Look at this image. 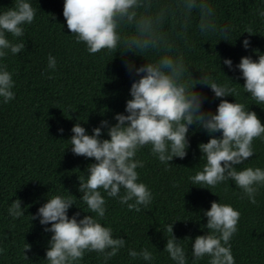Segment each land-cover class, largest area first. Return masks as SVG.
Here are the masks:
<instances>
[{
  "label": "clouds",
  "instance_id": "1",
  "mask_svg": "<svg viewBox=\"0 0 264 264\" xmlns=\"http://www.w3.org/2000/svg\"><path fill=\"white\" fill-rule=\"evenodd\" d=\"M36 13L30 0H14L12 7L0 12V98L5 104L14 100L16 94L14 74L3 61L9 54L16 55L25 49L22 38ZM257 13L264 18V10L258 9ZM63 16L76 43H83L88 53L131 52L147 63L139 68L126 63V68L140 78L131 85L127 114H116L115 125L102 120L91 135L80 122L71 129L73 135L68 142L72 153L95 162L88 165L84 175H78L82 193L78 200L86 209L77 205V197L68 190L70 195L50 191L37 213L28 215L31 221L39 219L45 226L44 231L52 234L46 264H81L91 253L108 264L125 249L127 240L115 236L112 227L102 223L107 199H117L129 211L147 209L154 197L140 181L137 170L144 168L145 163L137 159L138 152L149 147L160 163L171 165L174 158L183 159L188 155L192 125L202 128L210 137L208 142L199 144L203 165L190 177L192 185H204L201 188L211 190L234 182L241 190V199L257 204L260 189L264 188V168L245 166V162L255 154L254 141L264 139V123L255 111L238 102L240 91L230 84H240L225 73L228 83L203 69L201 78L195 79L180 44L182 41L188 49L193 46L190 40L193 23L196 33L202 37L216 35L222 37L220 40L231 41V26L218 24L216 9L210 0H175V9L161 0H64ZM243 33L255 35L251 26ZM243 47L245 50L251 47L249 39H244ZM254 51L257 60L244 56L235 67L242 73L243 92L260 106L264 105V53ZM223 63L233 69L231 59ZM56 66V58L50 54L48 68L55 70ZM198 85L209 87L216 98H224L215 112L203 109L206 98L196 90ZM228 96H234L236 102H229ZM105 128L110 139L101 138ZM63 131L59 129L60 133ZM74 205L87 215L79 218L81 212L77 211L70 217L69 210ZM26 211L22 200L17 198L9 205L7 214L15 221L26 216ZM203 215L207 217L206 234L194 241L177 239L176 222L168 224L162 230L168 234L163 252L173 264H189L188 252L181 241L190 240L192 264H200L205 259L207 264H236L230 241L238 231L241 213L229 203L213 201ZM31 247L29 243L23 245L24 259H29L26 253ZM4 251L0 248V253ZM128 256L145 264L155 260L147 247L128 249Z\"/></svg>",
  "mask_w": 264,
  "mask_h": 264
},
{
  "label": "trees",
  "instance_id": "2",
  "mask_svg": "<svg viewBox=\"0 0 264 264\" xmlns=\"http://www.w3.org/2000/svg\"><path fill=\"white\" fill-rule=\"evenodd\" d=\"M37 9L33 24L26 26L22 40L25 49L16 55L9 54L3 61L12 72L15 81V99L5 104L0 98V264H46V250L51 233L44 231L39 219L31 221L38 208L47 201V194L74 195L77 205L86 206L78 200L79 176L84 175L94 159H86L72 153L71 129L77 122L85 127L87 134L100 126L102 120L111 125L117 121L116 114H127L126 102L131 98L132 83L140 77L126 68L131 62L139 68L147 61L134 53H108L95 55L88 53L83 43H76L67 28L63 16L64 0H30ZM175 9V0H161ZM216 9L217 22L230 25L231 41L220 40L221 36L202 37L193 28L190 30V49L183 47L189 72L195 79L202 76L201 69L214 73L221 82H226L225 73L237 87L238 102L245 103L255 111L264 123V105H257L243 92L242 73L235 66L244 56L258 59L255 51L264 53V18L257 10H264V0H210ZM14 5V0H0V12ZM177 17L180 13L176 10ZM251 26L255 35L243 33ZM244 39H249L251 47H243ZM56 58L55 70L48 68V57ZM219 57V58H218ZM225 59L233 61V69L224 65ZM51 77V78H49ZM206 99L205 111L215 112L221 99L204 85L197 89ZM229 102H236L228 96ZM63 128V133L59 129ZM217 136L220 134L217 133ZM102 139H110L107 129ZM209 134L196 125L190 127V148L188 155L174 158L165 165L154 157L149 147L141 149L137 159L143 160L144 168L138 169L140 181L153 193V201L140 212L129 211L117 199H107L104 226H111L115 236L127 240V246L108 264H145L133 261L128 249L147 247L153 252L152 264H173L166 247L168 234L162 231L170 223L174 225V235L179 240L194 239L206 234L204 225L207 217L203 213L210 210L213 201L229 203L241 213L238 231L230 241L236 264H264V188L260 189L257 204L247 198L241 199V190L234 182L222 184L214 189L192 185L190 177L200 170L203 153L199 144L206 143ZM255 154L245 166L264 168V139L253 143ZM243 167V165L238 166ZM67 190L70 192L68 193ZM214 193V194H213ZM73 197V199H76ZM22 200L26 216L13 221L7 209L15 199ZM30 206V207H29ZM77 211L79 218L87 213L77 206L69 210L71 217ZM178 221V222H177ZM50 227V225H49ZM29 243L31 251L24 259L21 249ZM188 252L192 264L191 241H181ZM81 264H103L96 253L87 254ZM207 264V259L200 262Z\"/></svg>",
  "mask_w": 264,
  "mask_h": 264
}]
</instances>
